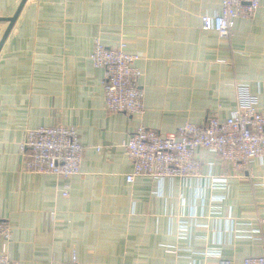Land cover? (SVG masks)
Returning a JSON list of instances; mask_svg holds the SVG:
<instances>
[{
    "label": "crops",
    "instance_id": "0c3cea01",
    "mask_svg": "<svg viewBox=\"0 0 264 264\" xmlns=\"http://www.w3.org/2000/svg\"><path fill=\"white\" fill-rule=\"evenodd\" d=\"M21 1L0 0V19ZM219 10V0H26L0 48V219L12 228V261L65 264L75 253L80 264H208L218 253L240 264L263 254L264 157L234 173L199 151V180L125 182L122 145L139 125L167 135L225 119L236 84L264 116V0L229 38L201 30ZM7 27L0 21V43ZM96 39L125 41L140 57L141 119L105 111L103 71L89 59ZM57 124L77 130L80 174L24 173L26 132ZM224 174L225 185L206 180Z\"/></svg>",
    "mask_w": 264,
    "mask_h": 264
},
{
    "label": "built area",
    "instance_id": "2783aa9c",
    "mask_svg": "<svg viewBox=\"0 0 264 264\" xmlns=\"http://www.w3.org/2000/svg\"><path fill=\"white\" fill-rule=\"evenodd\" d=\"M220 10L201 17V30L214 31L222 38H229L238 19L255 17L260 0H219ZM127 43L119 41L106 47L94 41L89 56L94 68L103 71L104 109L107 113H122L141 119L144 115V91L139 85L142 76L136 66L140 57L126 51ZM131 162V171L125 182L132 184L135 178L148 177L155 181L164 179L202 178L198 152L214 153L232 168V171L249 170L252 160L264 157V116L258 108V99L250 93L246 84L235 85V109L230 116L220 119L211 114L203 125L185 123L175 133L162 135L139 125L122 145ZM99 151V149H96ZM22 171L52 175L68 180L80 174L84 146L77 130L72 126L57 124L28 130L20 145ZM228 174L207 177L214 185H225ZM63 191L62 196H67ZM263 222V221H262ZM12 239L8 221L0 219V264H17L7 253ZM263 254L248 257L240 264H264V237L258 238ZM215 262L208 264H232L211 254ZM65 264H80L73 253ZM194 264V263H192Z\"/></svg>",
    "mask_w": 264,
    "mask_h": 264
},
{
    "label": "water",
    "instance_id": "95a60500",
    "mask_svg": "<svg viewBox=\"0 0 264 264\" xmlns=\"http://www.w3.org/2000/svg\"><path fill=\"white\" fill-rule=\"evenodd\" d=\"M25 2H26V0H22L21 1L20 5H19V7L17 9V11L15 12V14L11 18H3V19H0V21L8 22V27H7V29H6V31L4 33V36L2 38V41L0 43V48H1L4 40L8 36V34H9V32H10V30H11L14 22L16 21V19H17V17H18V15H19V13H20V11H21V9H22V7H23V5H24Z\"/></svg>",
    "mask_w": 264,
    "mask_h": 264
}]
</instances>
